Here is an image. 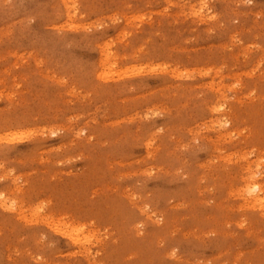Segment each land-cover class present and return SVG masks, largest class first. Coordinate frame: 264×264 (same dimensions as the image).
<instances>
[{
    "label": "rangeland",
    "instance_id": "rangeland-1",
    "mask_svg": "<svg viewBox=\"0 0 264 264\" xmlns=\"http://www.w3.org/2000/svg\"><path fill=\"white\" fill-rule=\"evenodd\" d=\"M263 190L264 0H0V264H264Z\"/></svg>",
    "mask_w": 264,
    "mask_h": 264
},
{
    "label": "bare ground",
    "instance_id": "bare-ground-1",
    "mask_svg": "<svg viewBox=\"0 0 264 264\" xmlns=\"http://www.w3.org/2000/svg\"><path fill=\"white\" fill-rule=\"evenodd\" d=\"M251 176H252V175H251ZM252 178H253V177H252ZM260 188H261V187H260ZM261 189H262V188H261ZM261 189H260V190H261ZM253 191H254V190H253ZM261 191H262V190H261ZM263 191H264V190H263ZM247 192H248V189H247ZM247 192H246V193L244 192V193H245V194H249V193H251V191L248 192V193H247ZM254 193H255V195H256L257 192H253V194H254ZM258 193H259V191H258ZM249 195H250V194H249ZM244 196H245V195H244ZM253 196H254V195H253ZM262 196H263V195H262ZM246 197H247V196H246ZM259 197L261 198V196H259ZM248 198L250 199L249 196H248ZM253 198H255V197H253ZM256 198H258V194H257V197H256ZM260 198H259V199H260ZM246 199H247V198H246ZM262 199H263V197H262ZM262 199H261V200H262ZM250 200H251V199H250ZM246 201H249V200H245V199H244V202H246ZM253 201H254V199H253ZM256 201H257V199H256ZM258 201H259V200H258ZM258 201H257V202H258ZM2 202H3V201H2ZM250 202H251V201H250ZM259 202H260V201H259ZM261 203H262V201H261ZM263 203H264V201H263ZM246 204H247V202H246ZM257 204H259V203H257ZM4 205L7 206L6 203H5ZM260 205H261V204H260ZM64 233H65L66 236H68L69 238H71V240H73L75 243H77V244L80 243L81 239H80L79 235H75L74 233H70V232H66V231H64Z\"/></svg>",
    "mask_w": 264,
    "mask_h": 264
}]
</instances>
